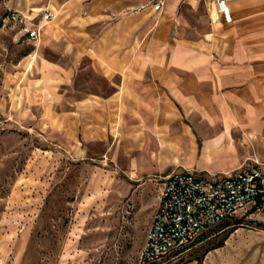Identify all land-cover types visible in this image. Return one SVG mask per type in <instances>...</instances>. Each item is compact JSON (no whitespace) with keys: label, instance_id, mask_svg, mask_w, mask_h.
Segmentation results:
<instances>
[{"label":"rangeland","instance_id":"1","mask_svg":"<svg viewBox=\"0 0 264 264\" xmlns=\"http://www.w3.org/2000/svg\"><path fill=\"white\" fill-rule=\"evenodd\" d=\"M48 3L0 0V264H203L238 228L251 236L241 230L223 253L248 249L225 264H264V206L143 261L169 159L151 133L153 114L142 113L146 127L137 107H106L122 79L106 76L90 49L118 17L90 25L71 4L55 9L36 42L8 19L40 15Z\"/></svg>","mask_w":264,"mask_h":264},{"label":"crops","instance_id":"2","mask_svg":"<svg viewBox=\"0 0 264 264\" xmlns=\"http://www.w3.org/2000/svg\"><path fill=\"white\" fill-rule=\"evenodd\" d=\"M154 1L49 0L46 7L61 13L72 4L89 14L90 25L118 17L105 24L90 55L106 76L122 79L106 107H137L146 127L142 113L153 114L151 133L169 159L164 177L231 176L256 163L264 170V0L231 3V22L206 0H162L159 11ZM128 7L144 8L128 16ZM241 230L251 236L235 229L203 264H225L247 251L246 242L224 254Z\"/></svg>","mask_w":264,"mask_h":264},{"label":"built area","instance_id":"3","mask_svg":"<svg viewBox=\"0 0 264 264\" xmlns=\"http://www.w3.org/2000/svg\"><path fill=\"white\" fill-rule=\"evenodd\" d=\"M206 1L226 22H231L230 5L240 0ZM152 7L161 10L162 0L154 1ZM143 8L136 7L134 11L137 13ZM55 17V12L45 7L40 15L32 18L11 14L8 19L19 23L24 35L36 42L42 36L44 24ZM263 206L264 170L258 163L231 176L211 178L189 171L174 172L164 177L160 205L147 234L143 261L154 263L171 253L181 252L226 219Z\"/></svg>","mask_w":264,"mask_h":264},{"label":"trees","instance_id":"4","mask_svg":"<svg viewBox=\"0 0 264 264\" xmlns=\"http://www.w3.org/2000/svg\"><path fill=\"white\" fill-rule=\"evenodd\" d=\"M240 223H242V222H237V224H240ZM230 233H231V232H230ZM228 236H229V234H228ZM228 236L225 238V240L228 238ZM201 237H202V236H201ZM201 237H200V238H201ZM223 244H224V242L221 243V244H219L218 246H216V247H214V248L221 247V246H223ZM214 248H212V249H214ZM212 249H210V250H212ZM210 250H208V252H209Z\"/></svg>","mask_w":264,"mask_h":264}]
</instances>
